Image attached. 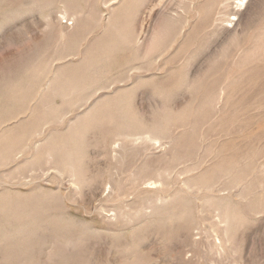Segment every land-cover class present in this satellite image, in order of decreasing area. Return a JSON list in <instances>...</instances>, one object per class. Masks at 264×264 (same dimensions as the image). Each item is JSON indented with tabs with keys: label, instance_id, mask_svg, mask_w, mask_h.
<instances>
[{
	"label": "rangeland",
	"instance_id": "374dc122",
	"mask_svg": "<svg viewBox=\"0 0 264 264\" xmlns=\"http://www.w3.org/2000/svg\"><path fill=\"white\" fill-rule=\"evenodd\" d=\"M0 264H264V0H0Z\"/></svg>",
	"mask_w": 264,
	"mask_h": 264
},
{
	"label": "bare ground",
	"instance_id": "6f19581e",
	"mask_svg": "<svg viewBox=\"0 0 264 264\" xmlns=\"http://www.w3.org/2000/svg\"><path fill=\"white\" fill-rule=\"evenodd\" d=\"M99 45V44H98ZM100 48V47H99ZM92 54V53H91ZM109 54V53H108ZM79 72V71H78ZM110 111V110H109ZM118 111V110H117ZM106 112V111H105ZM105 116V114H103ZM100 116V115H99ZM127 117V116H126ZM104 119V118H103ZM128 119V118H127ZM132 125V124H131ZM121 127V126H120ZM128 127V126H127ZM132 128V127H131ZM128 129V128H127ZM135 129V128H134ZM125 130V129H124ZM123 131V130H122ZM127 132V131H126ZM132 133V132H131ZM65 141V140H64ZM66 142V141H65Z\"/></svg>",
	"mask_w": 264,
	"mask_h": 264
}]
</instances>
